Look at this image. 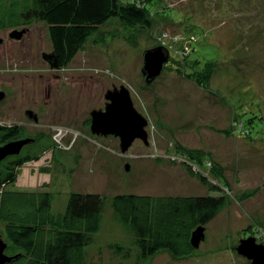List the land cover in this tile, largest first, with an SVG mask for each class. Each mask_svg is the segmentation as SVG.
Segmentation results:
<instances>
[{
    "label": "rangeland",
    "instance_id": "1",
    "mask_svg": "<svg viewBox=\"0 0 264 264\" xmlns=\"http://www.w3.org/2000/svg\"><path fill=\"white\" fill-rule=\"evenodd\" d=\"M118 1L145 3L149 27L111 18L58 72L41 58L52 50L46 24L18 28L34 40L29 52L14 47L11 65H0V123L17 126L15 141L26 143L0 169L18 157L32 160L6 189L52 193L54 214L64 212L71 193L105 198L86 264H136L134 236L114 218L112 197L223 195L225 209L204 226V241L189 257L161 251L137 264H250L236 248L248 237L264 246V0ZM158 47L169 61L147 84L143 53ZM120 87L148 121L149 145L136 140L126 153L118 138L90 131V113L104 110L107 90ZM240 117L249 133L237 131ZM189 154L207 160L201 169L220 191L187 173Z\"/></svg>",
    "mask_w": 264,
    "mask_h": 264
},
{
    "label": "trees",
    "instance_id": "2",
    "mask_svg": "<svg viewBox=\"0 0 264 264\" xmlns=\"http://www.w3.org/2000/svg\"><path fill=\"white\" fill-rule=\"evenodd\" d=\"M148 12L145 3L122 4L118 0H0V30L44 22L52 49L64 67L109 19L118 18L131 28H148ZM204 79L200 83L206 86L208 76ZM252 120L248 118L246 125ZM238 123L237 131L249 133L241 117ZM19 134L15 127L7 129L0 133V144L17 140ZM31 160L28 155L18 157L9 167L0 169V235L7 244L5 254L18 256L10 264H86L84 249L100 229L106 199L71 193L64 212L54 214L52 193L7 190L15 184L17 170ZM204 164L207 160L191 154L182 161L187 173L200 184L209 186L212 192L220 191L217 185H210L201 169ZM217 183L222 188L219 179ZM109 203L114 218L134 236L137 264L161 251L176 259L189 257L193 252L192 232L222 212L227 200L213 193L155 197L130 194L116 195Z\"/></svg>",
    "mask_w": 264,
    "mask_h": 264
},
{
    "label": "water",
    "instance_id": "3",
    "mask_svg": "<svg viewBox=\"0 0 264 264\" xmlns=\"http://www.w3.org/2000/svg\"><path fill=\"white\" fill-rule=\"evenodd\" d=\"M21 33L14 30L11 36L15 37ZM43 59L50 64L51 68H58V62L53 54H43ZM168 61V50L163 47L150 49L143 53L141 73L147 84L152 83L160 76L164 64ZM4 97L5 94L0 92V101ZM105 100L106 104L103 111L98 110L90 113L91 133L104 137L111 135L118 138L121 153H126L136 140L148 146V134L145 130L148 121L134 108L128 90L125 87L113 88V90L106 92ZM27 116L35 119L30 112L27 113ZM25 143V141H14L0 147V162L8 156L17 155ZM125 168L129 170L128 166ZM202 241H204L203 226L192 232L190 245L193 249H197ZM6 249L7 244L0 235V264H10L18 257L6 255ZM236 252L247 259L250 264H264V246L257 244L252 237L241 239Z\"/></svg>",
    "mask_w": 264,
    "mask_h": 264
},
{
    "label": "flooded vegetation",
    "instance_id": "4",
    "mask_svg": "<svg viewBox=\"0 0 264 264\" xmlns=\"http://www.w3.org/2000/svg\"><path fill=\"white\" fill-rule=\"evenodd\" d=\"M18 31V32H22L21 34L19 35H16L15 37L11 36V33L12 31ZM3 33L1 36L0 35V65L1 66H5V65H11L10 63L12 62V57H13V50H14V47L17 48V49H20L22 50V55H24V52L25 50H27L28 52L31 50L32 48V45H33V40L34 38L31 36L30 32L28 31L27 28L25 29H21V30H18L17 29H9V30H0V34ZM25 37V38H24ZM50 38V37H49ZM26 39V41H25ZM51 42V41H50ZM16 43H18V46H16ZM52 48V46H51ZM43 54H53L54 55V58L57 60L58 62V68H51L50 64L48 62H46L44 59H43ZM41 58L42 60L45 62V64L49 67V71H60L62 70L64 67H62L60 64H59V61H58V58L56 57L53 49L51 50V52L49 53H45V52H42L41 53ZM69 64V63H68ZM67 64V65H68ZM5 69V68H3ZM41 79V78H40ZM44 83L46 84L47 83V80L44 81ZM48 84H51V86L53 87V84L51 82H48ZM109 91V90H107ZM0 92L4 93L3 91L0 90ZM5 94V93H4ZM104 99H105V95H104ZM5 100V97L4 99ZM2 100V101H3ZM0 101V103L2 102ZM106 101V100H105ZM106 104V102H105ZM100 110V109H98ZM100 111H103V110H100ZM30 112L32 117H34L35 119H33V121H36V116L34 115V113L30 110H27L25 112V116L27 118H29L27 116V113ZM32 119V118H30ZM0 126H1V130H0V133H3L5 131H7V129H10V128H14V126H10V125H7V124H3V123H0ZM17 127V126H16ZM15 127V128H16ZM5 145V144H3ZM247 237V236H246ZM253 238V237H252ZM255 239V238H254Z\"/></svg>",
    "mask_w": 264,
    "mask_h": 264
}]
</instances>
